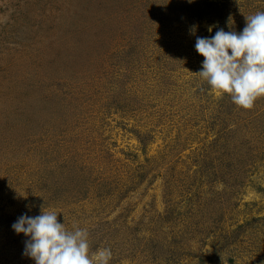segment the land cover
<instances>
[{"label":"rangeland","instance_id":"374dc122","mask_svg":"<svg viewBox=\"0 0 264 264\" xmlns=\"http://www.w3.org/2000/svg\"><path fill=\"white\" fill-rule=\"evenodd\" d=\"M258 11L0 0V264H35L12 224L42 211L110 264H264V96L236 106L195 49Z\"/></svg>","mask_w":264,"mask_h":264},{"label":"clouds","instance_id":"9594fccd","mask_svg":"<svg viewBox=\"0 0 264 264\" xmlns=\"http://www.w3.org/2000/svg\"><path fill=\"white\" fill-rule=\"evenodd\" d=\"M195 31L193 26L191 32ZM208 31L212 32L213 26ZM195 49L204 57L198 75L212 89L229 94L236 106L251 109L257 98L264 96V11L246 17L239 33L217 28L212 36L197 37ZM57 215L55 211L24 214L12 224L17 234L28 237L24 255L35 264H110V248L97 249L90 255L88 231L66 229Z\"/></svg>","mask_w":264,"mask_h":264}]
</instances>
